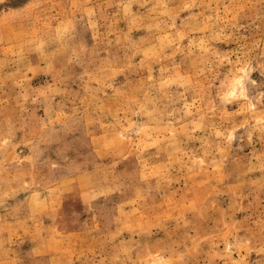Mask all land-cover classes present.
<instances>
[{"label": "rangeland", "instance_id": "rangeland-1", "mask_svg": "<svg viewBox=\"0 0 264 264\" xmlns=\"http://www.w3.org/2000/svg\"><path fill=\"white\" fill-rule=\"evenodd\" d=\"M0 264H264V0H0Z\"/></svg>", "mask_w": 264, "mask_h": 264}]
</instances>
